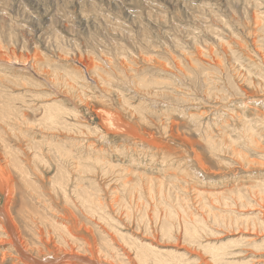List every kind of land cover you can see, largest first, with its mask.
Masks as SVG:
<instances>
[{
    "label": "rangeland",
    "instance_id": "obj_1",
    "mask_svg": "<svg viewBox=\"0 0 264 264\" xmlns=\"http://www.w3.org/2000/svg\"><path fill=\"white\" fill-rule=\"evenodd\" d=\"M253 9L264 12V0H0V56L6 58V53L10 54L14 50L19 60L27 61L28 65L33 63L37 72H46L36 78L27 65L24 67L27 71H19L17 68H23L19 65H13L12 68L16 69L0 67L1 75L7 73L6 78L13 79V74L16 76L20 73V76L24 74L30 78L21 81L23 83L20 82V87L16 83H8L7 80L2 81L3 86L7 90H16V93L27 88L29 91L40 90V94L35 91L38 96L45 92L53 94L58 103L78 115L73 119L78 121L84 134L81 135L82 141L80 135L77 136V142L80 143L77 147L82 151L81 156L76 151L77 155L82 157L90 153L93 158L97 153L95 151L101 149V155L97 154L101 156V163L115 167L118 171L125 169L122 179L132 184L126 186L125 190L119 188L116 181L110 182L108 174L113 173L109 169L106 170L108 174L102 173L101 168L104 165H96L93 160L85 161L81 158L80 173L72 175L81 180H78V187L81 186V190L90 194L89 209V206L79 201L80 196L75 193L73 195L68 192L67 199L63 197L65 194L62 196L63 190L60 188L63 186L60 187L56 181L52 182L55 173L53 164L48 165L50 168L44 163V166L41 163L34 164L42 172L40 177L32 175L33 172L38 173L33 166L30 170L37 191L34 187H27L26 190L24 186L19 189L17 183L15 191H7L5 196L0 190V207L5 206L10 210L20 237L1 208L0 219L6 224V232H12L18 245L20 238L21 243L28 248L27 251L37 260L39 257L42 260H51L52 257H42V253L56 256L51 264L87 263L65 257L64 251L71 249L80 255H88L87 257L91 256L93 249L97 252L93 254L95 259L119 263L118 259L124 257L122 252L132 254L128 246L130 239L126 240L130 234L154 247L173 248L184 255L181 258H189L192 262L190 264H214L203 248L184 242L183 219L190 223L192 217L198 215L205 227L209 231L212 229L210 232L216 231L212 233L214 235L199 233L203 236L201 239L208 237L225 241L228 237L236 238L235 229L242 230L243 225L235 227L233 221H229L231 225H227L229 222L226 218L225 224L218 225L222 222L216 223L211 214V217L207 215L208 212L218 213L220 216L229 214L238 218L241 216L239 213L245 210L244 212H252L250 215L255 213L260 219L261 216L264 217V205H255L254 202L257 201L253 200L255 195H264V36L261 35L262 40L259 41V34L253 32ZM210 27L215 30L209 29ZM224 47L227 48L226 51L222 50ZM197 51L212 54L210 57L201 55L203 66L192 61L191 57H196ZM35 54L42 61L38 66L35 61L39 60L33 59ZM101 56L111 60L110 69H113L112 61L118 66L117 70L113 69L110 73L108 84L98 82L100 80L97 74L95 76V73L92 75L90 72L88 75L79 63L73 61L76 57L85 61ZM174 58L180 61L182 58L181 62L185 64L181 67L184 74H179L175 67L171 68V60ZM56 63L60 65L58 68L53 67ZM147 66L152 69L148 68L142 77L143 81H149L148 84L140 85V81H132L128 69L140 71ZM74 68L77 70L75 74L80 75L83 80L74 89L75 92H70L76 95L72 103L64 98L65 95L71 96L68 93L71 80L65 74L66 70L72 73ZM53 71L60 78L55 81L58 83L55 86L50 85V73ZM89 76L94 80L98 78L95 80L97 83L90 80ZM125 76L127 85H122L119 80ZM60 80L63 81L59 82ZM33 81L38 83L30 85ZM155 81L160 83L157 89H154ZM53 87L58 88L57 93H54ZM102 112L111 113L112 122L116 121L114 126L119 123L117 129H108L101 119ZM193 116L196 117L192 118ZM246 119L250 122L245 121ZM121 125L122 130L119 127ZM1 129L3 130V126ZM70 133L72 132L61 130L56 134L50 133L49 136L59 138L63 143L61 146L66 145L69 148L68 140L74 137V133ZM99 133L104 134L100 140ZM30 134L33 139V133ZM248 139L253 143L255 141L257 146ZM10 141L15 147L21 146L19 140L13 138ZM88 145L92 146V151H86L84 146ZM27 152L32 153L28 150ZM45 154L44 159L48 161V156L51 160L53 155ZM243 155L245 159L253 162L240 159ZM20 182L19 179L21 185ZM159 186H163V193ZM168 186L170 190L167 193ZM199 192L204 193L202 199L197 196ZM210 193L215 194V198ZM222 193H226L231 200L237 196L242 197L234 200L237 204L224 207L220 202ZM178 194L184 198L182 205L176 204L171 197ZM21 196L25 197L29 205L36 204L38 211L35 212H39V216L34 213L22 217L23 219L18 216L17 209L23 203ZM259 200L264 203L263 198ZM242 202L244 204L241 205ZM161 219L169 221L170 230H164ZM255 232L250 235V239L247 236L251 243L255 239H264L259 238L260 234L264 235V230L260 232L256 228ZM5 237L0 234V241L6 239ZM242 243L248 247L242 246ZM242 243L234 249L241 251L235 255V259L243 260L242 264H264V249L256 251L254 247L251 248L255 254L251 256L250 242L245 240ZM12 244L0 242V264L33 262L32 259L22 258ZM143 253V259L129 263H178L175 260L178 258L168 252L161 254L164 257L153 255L149 251Z\"/></svg>",
    "mask_w": 264,
    "mask_h": 264
},
{
    "label": "bare ground",
    "instance_id": "obj_2",
    "mask_svg": "<svg viewBox=\"0 0 264 264\" xmlns=\"http://www.w3.org/2000/svg\"><path fill=\"white\" fill-rule=\"evenodd\" d=\"M256 2V1H254ZM258 8V7H257ZM254 10V14H253V32L255 34H259V41L262 40V36H264V33H263V29H264V12L263 11H255ZM40 19V18H39ZM222 22V21H221ZM205 25V24H204ZM225 25V24H224ZM213 27V26H211ZM209 28V29H212V30H215L213 28ZM216 27V26H215ZM218 28V27H217ZM208 29V28H207ZM215 33V32H214ZM218 37H220L218 35ZM256 39V41H258ZM28 47V46H27ZM117 48V47H116ZM119 48V46H118ZM230 48V47H229ZM228 48V49H229ZM121 49V48H119ZM123 49V48H122ZM206 50V49H205ZM223 51H226L227 48H222ZM230 50V49H229ZM7 51V50H5ZM207 51V50H206ZM206 51H197V56L196 57H191L192 58V61L194 63H196L198 66H203V63H202V60L203 58H200L202 57L203 55H207L208 52ZM118 52V51H117ZM210 53L213 54L212 50L209 51ZM3 53L4 50H3ZM1 53V54H3ZM120 53V52H118ZM122 53V52H121ZM185 53V52H184ZM182 53V56L185 57V54ZM69 54V53H68ZM154 54V53H152ZM191 54V53H190ZM211 54V55H212ZM216 54V53H214ZM5 55V54H4ZM7 57H1L0 56V67H3L5 69H8V68H12L13 65H19L20 67H25L26 68V65L29 66V68L32 70V72L34 73L35 77H40V74H44L46 72H42L40 70H38L39 72L36 71L35 69V66L34 64H29L28 65V62L27 61H23V60H19V57L17 58L16 55L14 54V50H12V52L10 54H8V52L6 53ZM37 54H35L33 56V59L34 61L35 60H39L40 58L37 59ZM39 55V54H38ZM93 55V54H92ZM202 55V56H201ZM211 55H207V56H211ZM92 57V56H91ZM99 57V56H98ZM25 58V57H24ZM180 58V57H179ZM61 59V58H60ZM188 59V58H187ZM202 59V60H201ZM73 61H76L77 63H79L82 68L85 69L86 73L88 75H90L92 72V75L93 73H95V76L97 74L98 78L100 81V83H106L108 84V80L111 78V74L113 69H118V66L116 64L115 61H112V64H113V69H110L112 67L111 65V60L109 58H104L103 56H101L100 58H97V57H94V58H90V59H87L85 61H81L78 57L76 58H73ZM172 65H171V68L175 67V69H177V71L179 72V74H184L183 73V70H182V66H185V64H183L182 62V58H181V61L178 60H175L172 59ZM189 61V60H188ZM32 62V61H31ZM37 63V66L39 63H41L42 61H35ZM35 63V64H36ZM50 63V62H49ZM52 63V62H51ZM60 63V62H59ZM104 63V64H103ZM182 63V64H180ZM42 64V63H41ZM54 64V63H53ZM57 64V63H56ZM53 66V65H52ZM57 66H60V65H54L53 67ZM111 66V67H110ZM62 67V65H61ZM17 68L20 70H25L27 71L25 68ZM149 69H152L150 68L149 66H147L146 68H142L140 69V71L144 70L143 73H140L139 70H136L134 68H129L128 70L130 71V74H129V77L132 79V81H140V85H147L149 81H143V77L142 75L146 73V71ZM12 69H16L15 67L12 68ZM107 69H110L109 71ZM134 69V70H133ZM60 70V69H58ZM133 71V74L131 73ZM154 70V69H153ZM158 70V69H157ZM164 70V69H163ZM3 71V70H2ZM14 71V70H13ZM16 71V70H15ZM14 71V72H15ZM45 71V70H44ZM65 71V69H64ZM63 71V72H64ZM79 71V70H78ZM159 71V70H158ZM165 71V70H164ZM6 72V71H5ZM72 73H70L69 71L66 70V78H68L69 80H71V84H70V87L68 89V93L71 94L70 92H75L74 89H77L79 84L81 83V80H83L80 75H77L75 73H77V70L74 68L73 70H71ZM161 72V71H160ZM4 73V72H2ZM11 73H13L11 71ZM11 73H8L9 75H12ZM172 73V72H171ZM7 74V73H6ZM6 74H2L0 73V125L3 126V130L0 128V190L2 191V193L4 194V196L6 195L7 191H11V192H14L15 191V185L17 183V186L18 188L20 189V187H26V190H27V187L33 189H35V181L34 179L32 178L31 174H30V170L32 169V166H33V169L35 171H38V173H35L33 172L32 175H37V176H40L42 174V172L38 169L39 167L37 165L34 166V164H39L41 163V166H44V164H46V167L47 168H50L51 166H48V165H54V170H55V173H54V179L52 180L53 181H56V184L58 183V185L63 186L62 189L63 191L62 192V196L63 194H65V197L67 199V195H68V192H72L73 195L74 193L78 196H80V199L79 201L82 202V203H85L87 206H89V209H91V206H90V202H89V199H90V194H87L85 190H81V186L78 187V180H79V177L76 178V174H79L80 173V166L79 164L81 162V158H83L85 161L86 160H93L95 161V164L96 165H104L101 169H102V173L104 174H108V172L106 170L109 169V172H112L113 174H108L109 178H110V182L112 183V181H115L118 183L117 186L119 188H123L124 190L126 189V186L128 187L129 185L132 186V184H128V180H125V179H122V175H123V170L125 169H122L121 171L117 170L115 167H112L108 164H105V163H101V156L97 155V154H100L101 155V149H95L94 147V150H96L95 153L96 155H93V158H92V155H90V153H88L87 155L85 156H81V152L82 151H79L80 148H78V143L77 141H79V137H80V141H82V136L84 133L81 132L82 130H80V125L78 123V121H76V119L74 120L73 117H76L77 113L75 111H68L66 109V107H63L60 103H58L55 99V97H53L52 95L53 94H49V93H41L42 95L41 96H38L37 92L35 91H39L35 86V89L37 90H31L29 91V89L27 88H22L20 91H18L17 93L14 91V90H7L3 84H2V81L4 82L5 80L8 81V83H16L17 85H19L18 87H20V82L23 81L24 79H30L29 77L25 76L24 74L20 75L16 74V76H13V79H9L10 77L6 78L7 75ZM164 74V73H163ZM8 75V76H9ZM52 79L50 80V85L51 86H55V85H58L57 82L55 81H58L60 78L58 77L59 75L53 71V73H50ZM171 75V74H170ZM81 76L84 78V75L81 74ZM128 76V75H127ZM127 76H125L124 78L120 79L119 80V83L120 84H125L127 85ZM147 76V75H146ZM172 76V75H171ZM27 77V78H26ZM91 78V76H89ZM98 78H96L95 80H97ZM86 80V79H85ZM90 80L94 81L95 83H97L93 78H91ZM231 80V79H230ZM229 80V81H230ZM30 81V80H29ZM37 81V80H36ZM63 80H60L59 82H61ZM26 82V81H25ZM40 82V81H39ZM49 82V81H48ZM53 82V83H51ZM151 82L153 84V80L151 79ZM6 82V84H8ZM23 83V82H21ZM38 82H30V85H34V84H37ZM99 83V84H100ZM229 83V82H228ZM40 84V83H39ZM91 84V83H89ZM160 83L155 81L154 82V89H157L158 88V85ZM231 84V83H230ZM12 85V84H11ZM29 85V84H28ZM110 85V84H109ZM16 86V85H15ZM21 86H23V84H21ZM39 86V85H38ZM87 86V85H86ZM14 87V86H13ZM24 87V86H23ZM33 87V86H32ZM40 87V86H39ZM82 87V86H81ZM17 89V88H16ZM34 89V88H33ZM43 89V88H42ZM54 89V93H57L58 92V88L57 87H53ZM118 90V88H117ZM34 91L35 94L32 92ZM45 91V90H44ZM80 91H82V89L80 88ZM84 91V90H83ZM42 92V90H41ZM101 92V91H100ZM99 92V93H100ZM104 92V91H103ZM85 93V92H84ZM106 93V92H104ZM147 93V92H146ZM37 94V97L36 98H33L35 95ZM40 94V93H39ZM148 94V93H147ZM80 95V94H79ZM82 95V94H81ZM99 95V94H98ZM76 95L74 94H71L70 97L68 96H64L65 99H67L68 101L72 102L73 103V100H74V97ZM102 96V94H101ZM104 96V94H103ZM106 96V95H105ZM141 97V95L139 96V98ZM147 97V96H146ZM76 99V98H75ZM149 101V99H147ZM75 101V100H74ZM147 101V102H148ZM151 101V100H150ZM264 101V100H263ZM262 101V102H263ZM151 103V102H150ZM153 103V102H152ZM264 103V102H263ZM153 104H156L155 102ZM152 104V105H153ZM157 105V104H156ZM71 106V105H70ZM77 106V105H76ZM75 106V107H76ZM74 108V107H73ZM133 108V107H132ZM66 109V110H65ZM76 109V108H75ZM101 110V109H100ZM135 110H138V109H135ZM102 111V110H101ZM107 112V111H105ZM105 112H102L103 115L101 116V119L102 121L104 122V124L106 126H108V129L110 128H113L115 127V129L118 128V124L116 126H114L115 123L112 122V117H111V113H105ZM140 113H143V112H140ZM83 114V113H82ZM100 115V114H98ZM194 115V114H192ZM191 115V116H192ZM72 117V118H71ZM78 117V115H77ZM76 117V118H77ZM100 117V116H99ZM114 117V116H113ZM196 116H193L192 118H195ZM115 120V119H114ZM80 121V120H79ZM245 121L247 122H250V120L246 119ZM114 123V124H113ZM82 124V122H81ZM84 124V122H83ZM122 124V123H121ZM96 127V126H95ZM117 127V128H116ZM121 127L120 129L122 130V125L119 126ZM81 128H84V127H81ZM88 129V128H87ZM90 129V128H89ZM114 129V128H113ZM126 128L124 127V130ZM249 129V128H248ZM247 129V131H248ZM71 131L72 133H74V135L72 134L74 137H70V139L68 140V144L70 145V147L68 148L66 145H64V147L61 146V144L63 145L62 142H60V140L56 139V137L54 138H51V136H49L50 133H55L58 132V131ZM97 130V129H96ZM100 130V129H98ZM109 131H112V130H109ZM30 132L33 133V139L31 138V134ZM115 132V131H113ZM68 133V132H67ZM60 134V133H59ZM93 134V133H92ZM80 135V136H79ZM96 135V134H95ZM79 136V137H77ZM98 138L100 140V138H102L104 136V134L102 135V133L98 134ZM15 139V140H19V142L21 141V146L24 145L25 149H27L28 151L32 152L31 154L27 152V150H25L23 148V146H19V147H15L13 146V144L11 143L10 140L12 139ZM97 138V139H98ZM85 139V137H84ZM250 140V139H248ZM29 141V142H27ZM16 142V141H14ZM22 142H24V144H22ZM57 142L59 143L58 145H55L54 143L57 144ZM89 142V141H88ZM82 143V142H81ZM250 143L253 144V145H256V142L254 141H251L250 140ZM15 144V143H14ZM67 144V143H66ZM19 145V144H18ZM17 145V146H18ZM83 145V144H82ZM249 145V144H248ZM261 145V144H260ZM258 145V146H260ZM212 146V145H211ZM86 147V151H92L91 148L92 146L88 145V146H84ZM102 147V146H101ZM250 147V146H249ZM259 150V149H258ZM76 151L78 152L79 155H77ZM262 151V149H261ZM45 153H50V155L52 154L53 156H51V160L49 159V157L47 156V160L46 161L43 157V155L46 156ZM254 153V151H253ZM85 154V153H84ZM77 155V156H76ZM245 159L244 158V155L243 156H240V159ZM247 162H253L252 160H248L247 158L245 159ZM244 160V161H245ZM51 162V163H49ZM44 163V164H43ZM85 165V164H84ZM69 166V168H68ZM71 169V170H70ZM121 169V168H120ZM112 170V171H110ZM82 171V170H81ZM72 173H74V175H72ZM84 173V172H83ZM127 173V172H126ZM140 174V173H139ZM72 175V176H71ZM78 176V175H77ZM41 177V176H40ZM75 177L76 178V181L74 182V179L73 178ZM127 177V176H126ZM129 179H130V176H128ZM84 178V177H83ZM144 178V177H143ZM19 179H20V183L21 185L19 184ZM127 179V178H126ZM159 179V178H158ZM36 180V179H35ZM84 180V179H83ZM138 180V179H137ZM81 181V180H79ZM140 181V180H139ZM43 182V180H42ZM152 182V181H151ZM37 183V182H36ZM71 183V185H70ZM75 183V184H74ZM110 183V184H111ZM39 184V183H38ZM55 184V183H54ZM108 183H106L107 185ZM160 185H163L161 182H159ZM105 185V186H106ZM152 185V184H151ZM37 186V185H36ZM42 186V185H41ZM112 186V185H111ZM116 186V185H115ZM116 186V187H117ZM167 186V185H166ZM115 187V188H116ZM138 187V186H137ZM161 187V186H159ZM163 187V186H162ZM159 188L160 189V192L163 191V189ZM167 193L169 192L168 190L169 189V186L167 187ZM39 189V188H37ZM83 189V188H82ZM36 190V189H35ZM37 191V190H36ZM40 191V190H39ZM38 191V192H39ZM54 191V190H53ZM152 191V190H151ZM113 192H115V190H113ZM172 192V191H171ZM29 193V192H27ZM150 193V192H149ZM163 193V192H162ZM177 193V192H176ZM184 193V192H183ZM15 194V193H14ZM38 194V193H37ZM41 194V192H40ZM204 193H198L197 196L199 198H201L203 196ZM211 194V193H210ZM217 194V193H216ZM219 194V193H218ZM226 193H222L220 196H218V198L220 197V202H222L225 206H230L232 205L233 203L234 204H237L234 202V200H240V197L241 196H237L236 198H234V200L230 199V197H228L227 195H225ZM258 194V193H257ZM92 195V194H91ZM111 195V194H110ZM207 195V194H206ZM255 195V194H254ZM32 196V195H31ZM115 196V195H114ZM153 197V194L151 195ZM160 196V195H159ZM208 196V195H207ZM211 196H214L215 198V194H211ZM210 196V197H211ZM245 197V195H243ZM252 195L250 194V197ZM22 197V196H21ZM69 197V196H68ZM116 197V196H115ZM151 197V199H152ZM166 197V196H165ZM173 197L172 199L175 200L176 204L178 205H182V202H184V198L181 197L179 194L178 196H171ZM209 197V196H208ZM249 197V196H248ZM256 198H254L253 196V200L257 201V202H254L252 200V204L254 202L255 205H264L263 202H261L259 200V198H263L264 199V195H255ZM30 198V197H29ZM129 198V197H128ZM164 198V197H163ZM168 198V197H167ZM212 198V197H211ZM22 202L21 203V206L17 209L18 210V216L23 219L22 217H28L31 213H34L36 216L38 215L39 216V212L36 213L35 211H38V208L37 206H35L34 204L31 206V204L29 205L28 202L26 201L25 197L23 196L22 198ZM98 199V198H97ZM116 199V198H115ZM202 199V198H201ZM201 199H199V201H201ZM210 199V198H209ZM213 199V198H212ZM211 199V202L214 200ZM244 199V198H243ZM246 199V198H245ZM251 199V198H250ZM7 200V199H6ZM19 200V199H18ZM150 200V199H149ZM154 200V199H152ZM171 200V199H170ZM38 201V200H36ZM105 201V200H104ZM217 201V200H215ZM219 201V199H218ZM245 201V200H244ZM247 201V200H246ZM245 201V202H246ZM32 202V201H31ZM39 202V201H38ZM100 202V201H99ZM181 202V203H180ZM214 202V201H213ZM219 202V204H220ZM240 202V201H239ZM19 203V204H20ZM89 203V204H88ZM95 203V202H94ZM153 203V202H152ZM170 203V202H169ZM249 203V202H248ZM42 204V203H41ZM44 204V203H43ZM101 204V203H100ZM147 204V203H146ZM157 204V203H156ZM233 204V205H234ZM244 204L243 202L241 203V205ZM247 204V203H246ZM205 205V204H204ZM208 205V204H207ZM215 205V204H214ZM152 206V205H151ZM169 205H167L168 207ZM251 206V205H249ZM133 207V206H132ZM161 207V206H160ZM159 207V208H160ZM166 207V206H165ZM171 207V206H170ZM169 207V208H170ZM255 207V206H254ZM1 210H3L4 214L8 217L9 221L12 223L14 229H15V232L17 234L18 237L19 236V229L17 230V225L15 223V220L13 219V217L11 216L12 213H10V210L7 209L5 206H1L0 207ZM88 208V207H87ZM96 208H98L96 206ZM180 208H183V207H180ZM242 208V207H241ZM258 208V207H257ZM256 208V209H257ZM100 209V208H98ZM171 209V208H170ZM169 209V210H170ZM175 209V208H174ZM223 209V208H222ZM228 209V208H227ZM246 209V207H245ZM259 209V208H258ZM168 210V209H167ZM70 211V210H69ZM99 211V210H97ZM101 211V209H100ZM172 211V210H171ZM170 211V213H172ZM176 211V209H175ZM182 211V210H181ZM184 211V210H183ZM182 211V212H183ZM199 211V210H198ZM201 211V210H200ZM245 211V210H244ZM240 212L239 214L241 215L240 217L236 218V217H232L231 215L227 214L225 216L223 215H218V213H207V215L210 214L214 217V221L216 223L218 222H222L221 224H218V225H222V224H225V218L227 219V221L229 222H232L233 221V225L235 226H242L244 227L242 230H236V232L234 231V234L236 233L237 236L236 238L234 237H228V240H221V239H201L203 236H200L199 233H210L211 235H214L212 234L215 230H213V232H210L206 227L205 225L203 224V220L200 221L198 215H196L195 217L193 216L192 219H191V222L189 223V221L183 219L182 216H180L183 220V224H184V237H185V240L184 242H187L189 244H195L197 245L198 247H201L204 249V251L208 252V254L211 256V258H209L214 264H229V263H232V264H242L243 260H239V259H235V255H238L239 253H241V251H234V249L236 247H238L242 242H244L246 240V242H250V251L251 252V256H255V254L253 253V251L256 249V251L259 249H264V239H259V240H253L252 243H251V240H248L250 239V235H253V234H257V232H255L256 228H258V230H264V217L261 216V219L258 218V216L254 213L252 215H250V211L248 212ZM252 211V210H251ZM259 211V210H258ZM94 212V211H93ZM102 212V211H101ZM169 212V211H168ZM177 212V211H176ZM185 212V211H184ZM187 212V211H186ZM156 213V212H155ZM162 213V212H161ZM169 213V214H170ZM175 213V212H174ZM204 213V212H202ZM238 213V212H237ZM243 213V214H242ZM248 213V214H246ZM264 213V212H262ZM159 214V213H158ZM157 214V215H158ZM177 214V213H176ZM175 214V215H176ZM258 214V213H257ZM106 215V214H105ZM204 215V214H202ZM34 216V215H33ZM179 216V215H178ZM190 216V215H189ZM32 217V215H31ZM30 217V218H31ZM35 217V216H34ZM109 217V216H108ZM144 217V216H143ZM175 217V216H174ZM179 217V218H180ZM211 217V216H210ZM212 217V219H213ZM98 218V217H97ZM100 218V217H99ZM110 218V217H109ZM142 218V217H141ZM164 218V216H163ZM131 219V218H130ZM157 219V218H156ZM204 219V218H203ZM27 220V219H26ZM43 220V219H42ZM101 220V218H100ZM110 220V219H109ZM114 220V219H112ZM162 220V225L164 226V230L168 228L169 229V221L167 222L165 219H161ZM165 220V221H164ZM190 220V219H189ZM136 221V220H135ZM139 221V220H138ZM142 221V220H141ZM207 221V220H206ZM55 222V221H54ZM102 222V221H101ZM115 222V221H114ZM227 223V225L230 224ZM59 224V223H58ZM238 224V225H237ZM48 225V224H47ZM211 225V224H210ZM217 225V224H216ZM217 225V226H218ZM231 225V224H230ZM232 225V226H233ZM103 226V225H102ZM183 226V225H182ZM235 226V227H236ZM239 226V227H240ZM57 227V226H56ZM222 227V226H220ZM224 227V226H223ZM238 227V228H239ZM31 228V227H30ZM55 228V227H54ZM113 228V227H112ZM181 228V226H180ZM225 228V227H224ZM52 229V228H51ZM57 229V233L58 232V228ZM62 229V228H61ZM116 229V228H115ZM220 229V228H219ZM223 230V228H221ZM232 229V228H231ZM7 230V227H6V224H3V222L1 221L0 219V234H3L5 235L6 239H1L0 242L4 241L5 243L8 244H12V247L13 248H16V250L19 252L20 256L22 258H24L25 260H28V259H32L33 262H30L28 261V263L30 264H51V263H54L53 259L56 258V256L50 254V253H47V254H43L42 252H40V254L42 255V257H52L50 258L51 260L47 261V259L45 260H42L41 257L38 258H35V257H32L31 254L27 251L28 248L26 247V245H23L20 241V238H19V243L20 245H18L17 241L15 240V238L13 237L12 235V232L11 231H8L6 232ZM60 230V229H59ZM201 230V231H200ZM234 230V228L232 229ZM116 231V230H115ZM167 231V230H166ZM64 232V230H63ZM165 232V231H164ZM216 232V231H215ZM255 232V233H254ZM60 234V233H59ZM63 234V233H62ZM115 234V233H114ZM120 234V238L123 239V236L121 233L118 232V235ZM209 234V235H210ZM221 236L222 234L219 233ZM218 233L217 235L220 236ZM260 234V233H259ZM110 235V233H109ZM207 235V234H206ZM216 235V234H215ZM261 235V234H260ZM259 235V238H264V235L260 236ZM58 236V235H56ZM107 236V235H106ZM247 236H249V238L247 239ZM39 237V236H37ZM45 237V236H43ZM49 237V236H48ZM73 237V236H72ZM211 237V236H210ZM213 237V236H212ZM216 237V236H215ZM57 238V237H56ZM60 238V237H59ZM127 238L130 239V242L128 243V246H129V250H131L132 254L125 251L122 252L121 254L124 255V257L122 259H118L119 263L120 264H130L129 262L130 261H137V259H141L142 258V253L145 252L147 253V251L151 252L153 255H161V254H167L165 252H168L169 255H174L175 258L177 257L178 259H175V260H178V263L177 264H190L191 261H189L187 259H183L181 257H184V255L182 253H178L177 250H174L173 248H167L166 249H161L159 247H154L152 245H150V243L148 242H145L143 241L142 239H137V238H134L132 235L129 234V236L126 237V240ZM219 238V237H218ZM22 239V238H21ZM47 239V238H46ZM85 239V238H84ZM128 239V240H129ZM39 240V238H38ZM41 240V239H40ZM124 240V239H123ZM187 240V241H186ZM66 241V240H65ZM213 241V242H211ZM126 243V244H127ZM108 244V243H107ZM89 245V244H88ZM110 245V244H108ZM113 245V244H112ZM188 245V244H187ZM242 246L244 245L243 243L241 244ZM246 245V244H245ZM244 245V246H245ZM105 246V245H104ZM111 246V245H110ZM247 246V245H246ZM252 246V247H251ZM127 247V246H126ZM248 247V246H247ZM254 247V250H251V248ZM31 248V247H30ZM71 248V247H70ZM122 248V247H121ZM124 248V247H123ZM126 249V248H125ZM244 249V248H243ZM31 250V249H30ZM38 250V249H37ZM61 250V249H60ZM93 250V249H92ZM91 250V256L87 257L88 255H80L79 253H75L73 252V250H65L63 253L65 255V257H69L70 260L71 258H74L77 259V260H82L84 262H87L86 264H119L118 262H112V261H109V260H104L102 261V259L100 258H96L95 259V256L93 255L94 252L96 251H92ZM194 250V249H193ZM201 250V249H200ZM258 250V251H259ZM63 251V250H62ZM124 251V250H123ZM188 251V250H187ZM203 251V252H204ZM262 251V250H261ZM260 251V252H261ZM114 252V251H113ZM112 252V253H113ZM120 252V251H119ZM190 252V250L188 251ZM8 253H10V251H8ZM97 253V252H96ZM129 253L127 256L126 254ZM192 253V252H190ZM264 253V251H263ZM101 254V253H99ZM118 254V253H117ZM120 254V255H121ZM144 254V253H143ZM92 255L94 257H92ZM152 255V257H153ZM200 255V254H199ZM16 256V255H15ZM18 256V255H17ZM101 256V255H100ZM105 256V255H104ZM107 256V255H106ZM162 256V255H161ZM109 257V256H107ZM144 257V256H143ZM164 257V256H162ZM166 257V256H165ZM104 258V257H103ZM148 258V257H147ZM174 258V257H173ZM203 258V257H202ZM249 258V257H248ZM247 258V260H248ZM251 259H253L252 257H250ZM18 259V257L16 258ZM143 259V258H142ZM155 259V257H154ZM256 259V258H255ZM260 259V258H258ZM258 259H257V262H258ZM42 262H40V261ZM65 260V259H64ZM76 260V261H77ZM120 260H122L120 262ZM125 260H127L128 262H125ZM146 260V259H145ZM159 260V259H158ZM173 260V259H172ZM191 260V259H190ZM193 260V259H192ZM264 260V259H263ZM262 260V261H263ZM143 261V260H142ZM246 261V260H245ZM50 262V263H49ZM169 262V261H167ZM173 262V261H172ZM175 262V261H174ZM199 262V261H198ZM247 262V261H246ZM253 262H255L253 260ZM64 263V262H63ZM176 263V262H175ZM192 263V262H191ZM251 264V262H249ZM260 263V262H259ZM73 264V263H72ZM143 264V262H142ZM171 264V263H170Z\"/></svg>",
    "mask_w": 264,
    "mask_h": 264
}]
</instances>
